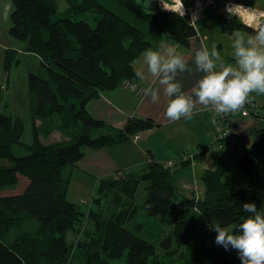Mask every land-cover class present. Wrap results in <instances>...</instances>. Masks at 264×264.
<instances>
[{
    "label": "trees",
    "instance_id": "obj_1",
    "mask_svg": "<svg viewBox=\"0 0 264 264\" xmlns=\"http://www.w3.org/2000/svg\"><path fill=\"white\" fill-rule=\"evenodd\" d=\"M66 1L68 7L61 17L56 0H11L14 10L8 34L23 42L24 52L34 55L45 72L29 71L26 77L30 144L21 141L23 120L4 112L7 86L0 84V190L15 185L19 175L28 179L21 192L0 195V264H112L118 259H123V264H168L157 256L156 245L136 232L145 226L134 223L138 216L135 200L142 183L141 208L146 217L168 227L159 245L181 249L184 260L180 264H241L236 250L210 246L208 231L216 221L222 226L233 225L235 231L250 215L244 211V203H255L264 211V128L257 129L251 144L241 149L238 169L245 184L239 190L224 180L228 166L216 153L213 166L200 176L202 196L186 199L182 207L173 183L174 169L152 160L141 171L99 179L92 202L108 199L105 211L89 208L84 214L67 199L72 170L86 149L123 143L158 126L149 117L134 116L122 128H110L92 117L86 104L101 92L135 79L134 60L145 49H159L160 33L188 48L197 34V24L190 23L188 14L180 18L159 4L151 14H145L139 6L142 1L110 0L146 24V32L106 7L105 0ZM232 1L256 8L259 0ZM210 12L224 34L237 28L251 31L235 16ZM71 13H90L94 25L86 18H73ZM201 14V20L209 16L206 10ZM5 52L3 69L9 73L19 60L12 59L9 49ZM53 131L64 139L44 143L41 138ZM16 146L27 153L16 155ZM196 157L177 165L185 166ZM85 217L93 220L91 226L83 227ZM30 220L37 222L32 230L27 229ZM68 234L75 241L68 239Z\"/></svg>",
    "mask_w": 264,
    "mask_h": 264
},
{
    "label": "crops",
    "instance_id": "obj_2",
    "mask_svg": "<svg viewBox=\"0 0 264 264\" xmlns=\"http://www.w3.org/2000/svg\"><path fill=\"white\" fill-rule=\"evenodd\" d=\"M140 1L146 2V0ZM183 2L185 8L192 7L194 4V0H183ZM156 4L161 6L160 0H150L149 6L152 9ZM205 19H208V16ZM216 24L218 26V23ZM6 34H8V29ZM228 35L232 38L231 34ZM0 39H2L0 49L4 57L6 49L21 53L25 57L28 55L24 52L21 41L19 43L8 37L6 39L0 37ZM207 40L208 36L203 28H197V34L191 38L188 48L168 39H162L160 36L161 45L175 48L186 57H191L194 49L201 45L209 47ZM221 47L218 45L219 49ZM143 54L133 63L136 71L135 79L128 81L126 86L121 84L115 89L101 92L99 97L86 104V109L92 117L102 120L110 128H122L126 120L134 116L149 117L158 126L142 131L123 143L95 150L86 149L84 156L73 168L71 178L75 176L79 181L83 180L96 187L101 178L110 177L116 173L119 175L123 172L141 171L151 160L165 164L169 159L179 161L183 156L190 157L197 154L191 163L172 167L174 169L173 183L180 194V203L184 205L186 199L202 196L204 187L202 190L198 181H201L202 172L213 166L214 158L218 153L228 166L224 180L233 186L232 180L228 178L229 170L238 169L242 147L249 146L255 131L264 128V95L253 94L251 96L260 101V106L250 116L232 114L228 135L222 147L217 148L213 141L215 125L213 121L216 120L214 110L211 108L203 110L191 121L181 119L169 122L164 116L166 98L161 95L160 102L153 104L150 98L144 96V88L152 86L155 78L148 72ZM138 72L143 74V79L137 76ZM199 76L200 74L181 75L179 78L184 84V90H190ZM134 87L139 91L136 92ZM236 178L239 184H245L244 179L238 176Z\"/></svg>",
    "mask_w": 264,
    "mask_h": 264
},
{
    "label": "clouds",
    "instance_id": "obj_3",
    "mask_svg": "<svg viewBox=\"0 0 264 264\" xmlns=\"http://www.w3.org/2000/svg\"><path fill=\"white\" fill-rule=\"evenodd\" d=\"M160 4L180 18L187 14L183 0H160ZM149 5L150 0H146L139 6L145 14H151ZM13 10L8 0L0 3V22L10 24ZM225 10L251 30L232 31L234 63L226 62L215 45H201L191 57L163 44L157 50L145 49L144 63L155 79L152 86L144 88V96L153 104L160 102L161 95L166 98L164 116L169 122L191 121L209 108L217 115L239 112L253 94L264 95V11L231 3ZM183 74H200L190 90H184L179 78ZM137 76L144 78L140 72ZM242 207L250 215L235 231L219 221L212 224L215 243L225 250H236L241 264H264V211L258 210L255 203H244Z\"/></svg>",
    "mask_w": 264,
    "mask_h": 264
},
{
    "label": "rangeland",
    "instance_id": "obj_4",
    "mask_svg": "<svg viewBox=\"0 0 264 264\" xmlns=\"http://www.w3.org/2000/svg\"><path fill=\"white\" fill-rule=\"evenodd\" d=\"M73 2L77 3L80 2V0H72ZM140 1V0H138ZM4 2L3 0H0V3ZM8 2L11 3V0H8ZM58 10L61 12V17L64 16L63 11L68 7V2L66 0H56ZM227 2H233L232 0H213L212 3H208L207 0H203V7L200 12V17L198 18V21L196 22L197 28H203L205 29V32L208 36L207 43L209 44V48H211L213 45H215L218 48V45L222 46L221 49L218 48V50L221 52V55L225 58L226 62L228 63H234V59L232 57L233 49L231 47L232 45V38L228 34H223L219 27L217 26L216 19L213 17V14L210 12L217 11L222 14H228L224 9L220 11V8H223L224 4ZM234 4H237L233 2ZM12 4V3H11ZM104 4L106 7H108L113 12L117 13L118 15L125 18L127 21L131 22L132 24L142 27L146 32L148 30V27H146V24H141L140 21L135 18L130 12L124 10L120 5L110 1L105 0ZM245 6V5H244ZM247 7V6H245ZM219 9V10H218ZM256 10L263 11L264 9V0H259L257 3V7L253 8ZM206 10L208 16V19H201V13ZM68 15V14H67ZM73 16V13H71ZM73 18H86L89 20L90 24L93 26L94 21L91 19L90 13H85L83 15H74ZM210 20V21H208ZM213 23V24H212ZM10 24H5L3 22H0V31L3 39H12L14 41L19 42L20 40H16L12 36L6 34L7 29L9 28ZM6 31V32H5ZM161 35L162 39H168L164 35ZM148 36V35H147ZM160 39V36L158 37ZM2 40V39H0ZM169 40V39H168ZM20 43V42H19ZM24 46L23 42H21ZM161 45V42H160ZM22 46V47H23ZM17 50V49H16ZM12 51V50H11ZM12 59H18L19 63L18 65L12 64L10 67V74L7 73L3 69V61L4 56L3 53H1L0 49V84L6 85L7 89L4 90V103L8 105L7 109H5V113H11L14 117H19L23 120L25 124V132L22 135L21 141L25 144H30L32 142V134H31V119H30V95L27 88V73L29 71L32 72H45L43 67L40 66L39 62L37 61V58L34 55H27L26 57L21 54L17 53L16 51L11 52ZM9 76V79L7 80V77ZM125 84V83H124ZM123 84V85H124ZM260 103V101H259ZM44 143H50L58 140H63L64 136L60 134L59 132H52L48 137H42L41 138ZM14 153L16 155H23L26 154L27 151L24 150L21 147H14ZM241 177L239 169L235 168L229 170V179L232 180L233 189L239 190L243 188L244 185L239 184L237 182L236 177ZM18 182L13 186L4 187L0 190V195H10V194H16L21 192L26 184L28 183V179L22 175H19ZM144 183L141 184V186L138 188L137 195H136V203H138V216L134 220V223L137 222H143L145 226L141 231H136L139 235L146 237L148 240H150L154 245H156V253L157 256L163 260L166 261L168 264H180L184 258L181 256V249H175V245L171 246H164L159 245L160 240H162L167 234H168V227L162 226L160 222L154 218V217H146L144 210L141 208V202L144 197ZM198 185L203 190V184L201 181H198ZM95 187L92 185H89L85 183V181L77 179L75 176L71 178L68 192H67V199L71 202L76 203L79 211H81L84 214L88 213L89 208L91 210H95L96 212L101 209L102 211H105V206L108 203V199L100 198V203L97 204L96 202H92V198L96 196ZM107 202V203H106ZM178 206L182 207L184 205H181L180 201L178 202ZM93 220H90L88 217L84 218L83 227H89L91 226ZM37 222L35 220H30L27 229L32 230L34 228L33 226ZM215 222H212L210 224V228L208 231V243L210 246H214L216 248L221 247L220 245H217L215 243V231L212 230V224ZM229 228V230H233V225L224 226ZM133 229V227H131ZM134 230V229H133ZM135 231V230H134ZM68 239H73L72 234H68ZM74 240V239H73ZM75 241V240H74ZM169 250L170 253H167L166 251ZM112 264H123V259L118 260H112Z\"/></svg>",
    "mask_w": 264,
    "mask_h": 264
},
{
    "label": "built area",
    "instance_id": "obj_5",
    "mask_svg": "<svg viewBox=\"0 0 264 264\" xmlns=\"http://www.w3.org/2000/svg\"><path fill=\"white\" fill-rule=\"evenodd\" d=\"M207 2L212 3L213 0H207ZM229 3L234 4L233 2H227L224 4L223 8H220V11L222 9L225 10L226 5ZM203 5H204L203 0H194L193 6L186 8L187 14L189 15L190 23L192 25H195L198 18L200 17V12H201ZM193 15H195L196 19H193ZM123 84L126 86L128 84V81H124ZM133 89L136 92L139 91V89L137 90V88H135V87ZM259 106H260V103H259L258 99L250 98V100L248 101V103H246L244 108L241 111L235 112V113H239L241 116L247 117V116H250L257 108H259ZM214 113H215V111H214ZM232 114L233 113H229L227 115H217L215 113L216 120H215V125H214V139H213V141H214V144L217 148L222 147V143L228 135L229 127H230V123H231V119H232L231 118ZM188 158L189 157H187V156H185V157L183 156L182 159L179 161L178 160L176 161L175 159H169L168 161H166L164 166L170 167V168L175 167L180 161H185Z\"/></svg>",
    "mask_w": 264,
    "mask_h": 264
}]
</instances>
